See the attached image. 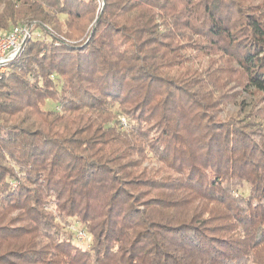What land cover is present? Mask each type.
<instances>
[{
    "label": "trees",
    "instance_id": "trees-1",
    "mask_svg": "<svg viewBox=\"0 0 264 264\" xmlns=\"http://www.w3.org/2000/svg\"><path fill=\"white\" fill-rule=\"evenodd\" d=\"M25 23L0 264H264V0H0V35ZM203 46L217 66L188 68Z\"/></svg>",
    "mask_w": 264,
    "mask_h": 264
},
{
    "label": "rangeland",
    "instance_id": "rangeland-1",
    "mask_svg": "<svg viewBox=\"0 0 264 264\" xmlns=\"http://www.w3.org/2000/svg\"><path fill=\"white\" fill-rule=\"evenodd\" d=\"M99 6H100L99 8H101L102 4H99ZM30 40L33 42H36L38 40H43V39H42V37L40 38L39 36L35 37L32 35V37L28 41H30ZM189 54H190V57L185 64L188 68H191L192 70H196V69L201 70V69H204V68L209 67V66H212V69H214L215 66H217L218 60L220 59L219 58V52L216 49L210 48V47H205V46L197 47L193 51H190ZM46 108L49 110H53L54 106L51 103H47ZM233 108H234V105H225V107L223 108L224 112L221 115V117H224V116H226V114L233 112L232 111ZM119 120H120V123H121V126L123 127V129H126L125 117L121 116L119 118ZM81 228H82L81 224H79L77 222V220H75V219L71 220L70 224L67 225V228L65 227V229L68 232H71L72 234L74 233L73 236L75 234H77V231H80ZM84 235L86 238L88 237V236H86V234H84ZM88 242H89L88 238L84 242L79 241V240H77V241L74 240V243L76 245L80 246V248H82V249H87L89 247Z\"/></svg>",
    "mask_w": 264,
    "mask_h": 264
},
{
    "label": "built area",
    "instance_id": "built-area-1",
    "mask_svg": "<svg viewBox=\"0 0 264 264\" xmlns=\"http://www.w3.org/2000/svg\"><path fill=\"white\" fill-rule=\"evenodd\" d=\"M33 26L34 24H21L0 35V80L32 35L41 38ZM76 238L82 242L87 240L82 231H77Z\"/></svg>",
    "mask_w": 264,
    "mask_h": 264
}]
</instances>
